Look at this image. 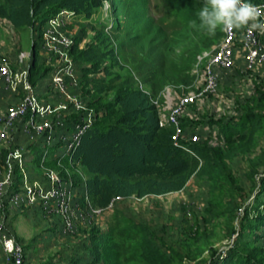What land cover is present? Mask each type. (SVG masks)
Returning <instances> with one entry per match:
<instances>
[{"label": "trees", "instance_id": "obj_1", "mask_svg": "<svg viewBox=\"0 0 264 264\" xmlns=\"http://www.w3.org/2000/svg\"><path fill=\"white\" fill-rule=\"evenodd\" d=\"M104 1L0 0V16L9 19L16 29L25 30L44 25L62 8L89 15L100 8ZM109 1L112 2L115 18L113 30L118 33L114 35L116 45L113 38L105 35L99 36L100 42L79 49V42L84 37L80 38L79 34L72 50L76 64L85 62L99 68L111 61L104 68L106 79H87V85L97 87L95 94H92L93 97L97 96L93 106L96 105L98 111L104 110L105 114L85 132L75 152L74 157L81 162L82 168V172L77 170L72 176L75 185L86 186V196L94 207H107L116 196L144 197L180 191L193 175H197L211 183L209 215L223 213L229 216L228 220L234 219L239 207L236 196L241 187L232 173L229 160L249 152L252 146L257 145L254 131L262 115L252 109L239 124L217 120L227 148L199 142L188 144L194 155L174 144L172 125L159 126L158 107L152 101L168 83L181 80L187 83V76L183 75L187 66H180L173 55L182 48L181 54L191 56L192 51L187 50L186 45L199 34H205L189 24L191 20L200 23L197 13L204 0H166L172 15L180 23L171 33L162 24H156L149 15L150 0ZM223 33L217 30L216 41L221 39ZM209 46L199 44L198 54ZM38 48V41H34L29 73L33 85L49 71L37 63ZM121 55H126V62L134 67L123 66L126 69L124 74L123 69L114 73L113 68L119 66ZM165 57L169 65L162 61ZM191 69L189 73L193 83L195 76L191 74ZM84 71L85 77L91 72L87 68ZM104 92L109 94L107 98L103 97ZM186 129L188 132L189 127ZM38 159L40 161V156ZM64 159L61 161L63 167H60L67 174L69 157ZM52 162L54 166L59 165L57 159ZM250 166L252 171L249 176L255 183L259 167L264 166V153L250 160ZM224 199L227 201L223 202ZM111 219L108 231L100 232L93 228L91 254L94 259L90 264L103 261L102 254L109 255L111 259L104 264H172L174 258L182 257L167 245L164 238L157 237L150 224L136 221L119 208L113 210ZM254 220L264 221V212ZM255 240L241 234L234 248L217 264H264V255L257 256L260 248L253 242ZM170 252L173 256H170Z\"/></svg>", "mask_w": 264, "mask_h": 264}, {"label": "rangeland", "instance_id": "obj_2", "mask_svg": "<svg viewBox=\"0 0 264 264\" xmlns=\"http://www.w3.org/2000/svg\"><path fill=\"white\" fill-rule=\"evenodd\" d=\"M62 9L69 10L67 8ZM149 15L152 16L156 24H162L168 33H171L180 25L179 21L172 15L166 0H150ZM6 20L7 18L0 16V50L7 47L13 50L12 52L15 54H20L22 50L32 52L33 48L29 43L33 40L34 44V40L41 39L40 35L43 25L39 24L27 28L25 29L27 32H25V30L16 29L13 25L9 26V24L6 23ZM71 22L72 24H68V28H72L73 25L76 24L78 26L77 35L80 34V38L84 36L79 42V49L100 42L99 36L104 37L105 35L114 39V45L117 43L114 35L118 33L113 30V26H115L113 5L109 0L104 1V4L100 8L95 11L93 10L89 15L86 13H75ZM218 31L221 30L218 29ZM32 32L34 34L33 39L29 36ZM215 41L216 34L214 36L199 34L194 37V39L186 45V49L192 51L191 56L189 54H181L180 52L182 51V48H179L173 55V58L178 64H180V66H187V70L183 72V75L187 76V83L185 80L176 83H168L164 87V90L172 88L175 89L178 94H181L183 91H187V89L192 87L194 82L192 83L193 79L190 77L189 69H191L192 64L194 63L196 54H198L197 47L199 44H201V46L210 45L205 49H212L219 42V40ZM128 49L130 50L129 47ZM134 50L135 49H133V51ZM32 58L33 57L30 59L32 60ZM125 59H127V56L121 55L119 58V66L113 68L115 70L114 73L121 72L123 69L122 72L124 74L126 69H124L123 66L126 68L134 67V65H129ZM166 60L167 57L162 61H165L169 65V62ZM110 63L111 61L109 60L99 68L85 62L77 63V71L79 72L81 82L80 85H82L81 88L84 91L82 98L89 103V108L96 109V105L93 106V104L95 103L97 96L93 97L92 94H95L97 87L93 84L87 85V79H106L107 77L104 68L110 65ZM127 65L129 66L127 67ZM253 67L256 68L250 70L243 58L240 55L237 56L234 64L230 68L225 69V72L221 74L216 91L205 93L203 96H200L199 101L194 106L186 109L185 117L181 122L184 127V124H186L185 129L189 127L188 132H193L194 129L197 128L195 126L199 125L203 126L202 130H205V128L208 127L211 128L212 132L210 134L200 133L201 140L199 143H207L213 147L225 149L227 148V145L224 142L225 136L220 133V126L217 123V120L239 124L248 111L252 109L256 113L262 115L260 123L256 125L254 131V135L257 137V145L255 147L252 146L249 152L242 155L239 154L235 158L229 160V164L232 167V173L237 180V184L241 187L240 193L236 196V201L239 207L234 219L228 220L229 216H226L223 213L209 215V201H212L210 190L211 183L207 178H202L197 175H193L187 182L186 186L180 191L145 195L144 197H138V199L141 200H136L135 204H137V207L133 208V212L150 221L152 227L155 228L153 231L156 233L157 237L164 238L167 245L173 247L182 256L181 258H174L172 264H217L218 261L226 257L231 249L234 248L239 236L243 233L246 234L247 239H257L253 241L255 245L260 248L259 252H257V256L259 257L261 254L264 255V221L254 220L259 213L264 212V193L262 192L264 166L259 167L255 183L249 176L252 171L250 160L264 153V65H254ZM84 68L91 71L88 73L89 75H87V77H85ZM259 69L260 75L259 73L253 72L254 70L259 72ZM89 89L91 90L90 92H88ZM177 95H172V102L176 101ZM108 96V93H103L104 98H107ZM162 100L163 99L160 98L161 102ZM187 110L194 113L192 119L187 118ZM96 111L99 112V114L97 113L93 125L103 118L105 114V111L102 109H100V111L96 109ZM184 119L185 121L183 122ZM45 149V146H41L38 150L34 151L36 159L27 165V170L29 172L30 170L37 173L43 172L40 165L44 158L43 153ZM58 150V146L49 147V153L45 162L46 167L56 169L64 177H72L77 170H81L82 172L80 161H77V163H71L69 161L70 164L68 167L66 166L69 170V174H64L61 169L63 165L54 166L52 160H56V153L59 157L65 155V149ZM39 156L40 161L38 159ZM66 157H63L61 161ZM72 180L74 185L75 182L73 177ZM22 182V175L20 174V171L17 170L16 183L13 186V189L17 188ZM258 198H260V201ZM226 201V199L223 200V202ZM4 204L5 206L7 205L6 202ZM135 204L133 203V206ZM36 207H38V205ZM115 209L116 208H114V210ZM20 217L22 225L18 227L19 234H23L24 237H32L31 242H33V246L31 247V250L36 248V251L32 256L33 261L28 264L43 263L48 256H51L53 253L58 255V252L60 251H63V254L66 255L69 253V248L67 247L68 249H66L65 244L70 245V247L73 245L75 247L79 246V249L82 250L81 253L84 251L83 242L85 240L83 234H79L80 236H77L74 239L61 240V238H57L55 241L52 240L50 243H47V241L42 240V237H45L46 235L45 232H43V224H45V222L43 223V221H39L38 223H35L36 227L34 229V227L31 226L30 221L26 219L24 213H21ZM57 218L59 219V217ZM92 219L94 222L95 220H98V216H93ZM85 220H87V218ZM7 227V231L12 234L10 224H8ZM85 228L86 227L82 229ZM90 229V231L93 232V228L90 227ZM12 235L14 236V234ZM78 243L79 245H76ZM22 245L26 252V246L31 244L27 243V245ZM81 253L78 254L80 255ZM169 254L170 256H173L172 252ZM102 256L103 261H100L99 264L111 261L109 255L102 254ZM6 258L7 257H4L2 263L10 264ZM129 264L136 263L130 262Z\"/></svg>", "mask_w": 264, "mask_h": 264}, {"label": "built area", "instance_id": "obj_3", "mask_svg": "<svg viewBox=\"0 0 264 264\" xmlns=\"http://www.w3.org/2000/svg\"><path fill=\"white\" fill-rule=\"evenodd\" d=\"M253 4L264 8V2ZM74 14L70 10H59L46 21L42 32V47L54 61L53 89L62 101H47L32 84L29 76L32 52L22 51L19 54L18 67H14L8 59L0 60V78L4 80L5 88L19 97L18 103L10 106L0 117V156H4L0 171V243L10 264H25L26 252L23 245L7 231L3 219L5 202L16 208L38 205L46 215H58L61 218L64 233L75 234L86 218L99 216L105 208L112 207L114 201L121 198L116 196L111 200L110 206L96 208L86 196V204L83 206L81 198L74 192L72 177H64L56 169L45 166L49 147L57 146L59 142H63L65 155L59 157L56 153L58 164L61 165V159L66 156L71 163H77L79 160L75 159V152L81 145L83 135L93 125L97 113L99 114L73 91L79 85L76 62L72 55L77 28L75 27L74 35L64 28L71 23ZM242 35L245 33L235 30L224 32L216 46L197 55L191 69L195 80L187 91L178 94L175 89L169 88L152 100L158 107L159 126L172 125L174 144L194 155L188 144L199 142L201 135L198 128L187 132L182 125L186 109L194 106L200 96L216 91L221 70L230 68L237 56L243 58L248 68L264 65V34L255 31L247 35L246 41H242ZM172 95H177L176 101L172 102ZM160 98L163 99L162 102ZM74 112L81 116L67 137V134H62L64 118ZM211 132L210 128H205V133ZM38 137L43 139V147L46 148L40 165L47 177L46 184L30 180L27 171L22 139L35 141ZM17 170L20 171L23 182L13 189Z\"/></svg>", "mask_w": 264, "mask_h": 264}, {"label": "crops", "instance_id": "obj_4", "mask_svg": "<svg viewBox=\"0 0 264 264\" xmlns=\"http://www.w3.org/2000/svg\"><path fill=\"white\" fill-rule=\"evenodd\" d=\"M6 21H7L6 23L9 24V26L13 25V23L9 19H7ZM70 24H72V22ZM75 27L77 28L78 26L75 24V25H73L72 28H68V26H66L64 29L67 30V32L74 35ZM43 29H44V25H43L42 30H41V35H40L41 39H42ZM25 32H27V31L25 30ZM29 36H30V38L33 39L34 38L33 32L30 33ZM74 37L75 38L77 37V33H76V35H74ZM41 39L39 38L38 40H36V41H38V44H39V40H40V46L37 49V51H38L37 63H38V65L43 67L44 70L49 69V71L46 74H44L38 78L37 82L35 83V86H36V89L39 92L40 96L43 97L44 99H46L47 101H51L54 103L60 102V101H62V98H60V96H58L57 93L54 91L53 83H52V70L54 68L53 67L54 61H52L50 55L42 47V40ZM29 44L33 48V45H34L33 40H31V43H29ZM12 51L13 50H11L7 47L4 49H1L0 50V60L4 59V58L8 59L12 62L14 67H18V66H20L19 54H15ZM22 51H28V50H22ZM29 52H31V51H29ZM32 53H33V51H32ZM32 62H33V58H32L30 63L32 64ZM21 65H22V63H21ZM253 68H256V67H251L249 69L253 70ZM76 69H77V64H76ZM256 71L257 70H254L253 72L259 73V75H260V69H259V72H256ZM224 72H225L224 70H221V74ZM77 76H78L79 85L77 88H74V93L83 97L84 91L81 88L82 85H80V78H79V72L78 71H77ZM18 101H19V97H17L16 94L12 93L10 90H7L5 88L4 80L2 78H0V117L7 111V109L10 106L18 103ZM80 116H81V114H77L74 112V113H72V115H69L66 118H64L65 119L64 120L65 126L62 130V134H64V135L67 134L68 135L67 137H69V133H71L74 130V127L76 126L77 122L79 121ZM192 117H194V113L190 110H187V118L192 119ZM195 127L198 128V132H200L201 134L205 133V130H202L203 129L202 125L195 126ZM197 128H195V129H197ZM1 130H2V124L0 122V131ZM22 140H23V145H24L25 155H26V160H27V165H28L29 163H32L36 159L35 155H34V151L38 150L41 146L43 147V145H44L42 142L43 139L38 137L35 141H29L26 138H23ZM57 141H59V140H57ZM57 146H58L59 150L64 149L63 142H59ZM2 165H3V157L0 156V171H2V169H1ZM28 174H29V179L32 181L37 180L43 184L47 183V177L44 175L43 172L37 173V172L30 170V172L28 171ZM74 185H75V183H74ZM86 191H87L86 186L84 184H81L79 186L75 185L74 192L77 193L78 194L77 196L81 198L80 201H81L83 206L86 204L85 200L83 199V197H86V195H87ZM136 200H141V199H138V197L135 195H132L129 197L121 196L120 199H117L114 201L112 207L104 209V212L98 216V220H95L93 222L92 221L93 219L91 217H89L87 220H84L82 225L79 227L80 231L78 230V232L75 234L64 233L62 230L61 218L58 215H52V216L46 215L44 213V211L42 210V208H39V207L16 208V207H10L8 202H6L7 205L5 206V210L3 211V219H4L6 227L8 224H10V226H11L10 230H11L12 234H14V236L16 237L17 241H19L22 244H26V245H27V243L31 244L29 246L28 245L26 246V264H28L29 262L31 263L33 261L32 256L35 253L36 248H33L31 250V247L33 246V242H31L32 237H30V238L24 237L23 234L22 235L19 234L18 227L22 225V223H21L22 220L20 217L21 213H24V215L26 216V219L28 221H30L31 226L34 227V229L36 227L35 223H38L39 221H43V223L45 222V224H43V227H44L43 232H45L46 235H45V237H42V240L47 241V243H50L52 240L55 241L57 238H61V240H63V239H66V240L74 239L75 237L80 236L79 234H83V238L85 241L83 242L84 243V251L82 253H81L82 250L79 249V246L75 247L73 245L70 247V245L65 244V248L66 249L69 248V253H67L66 255L63 254V251L58 252V255L53 253L51 256H48V258L46 259L45 262H43V263L41 262L40 264H64V263H68V264H90L94 259L93 255L91 254V246H92L91 233H92V231H90L91 230L90 227H92V228L95 227L100 232H106L109 229L110 221H111L110 219H111V216L113 214L114 208H119L120 210H122L125 213V215L135 219L136 221L143 222V223H149L151 225V222L146 220V218H144L140 215H137L133 212V208L137 207V204H135ZM133 203L135 204L134 206H133ZM57 217H59V219ZM84 227H86V228L82 229ZM154 227H156V226H154ZM153 230H155V228H153ZM89 234H90V236H89ZM76 245H79V243ZM0 251H1L0 252V264H3L2 261H3L4 257H7V256H5L6 254L3 251L1 244H0ZM78 253H81V254L79 255ZM6 260H7V258H6Z\"/></svg>", "mask_w": 264, "mask_h": 264}, {"label": "clouds", "instance_id": "obj_5", "mask_svg": "<svg viewBox=\"0 0 264 264\" xmlns=\"http://www.w3.org/2000/svg\"><path fill=\"white\" fill-rule=\"evenodd\" d=\"M197 15L200 23L191 20L190 27L198 28L208 36H214L218 29L245 33L242 41L255 31L264 34V8L250 0H204Z\"/></svg>", "mask_w": 264, "mask_h": 264}]
</instances>
